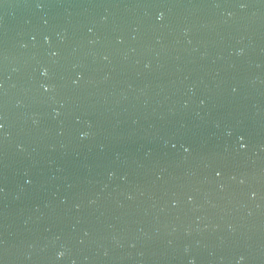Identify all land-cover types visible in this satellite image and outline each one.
Segmentation results:
<instances>
[{"label": "water", "instance_id": "95a60500", "mask_svg": "<svg viewBox=\"0 0 264 264\" xmlns=\"http://www.w3.org/2000/svg\"><path fill=\"white\" fill-rule=\"evenodd\" d=\"M0 264H264V0H0Z\"/></svg>", "mask_w": 264, "mask_h": 264}]
</instances>
